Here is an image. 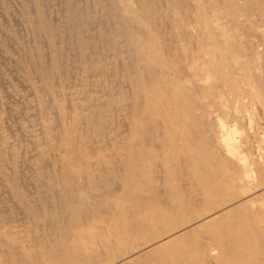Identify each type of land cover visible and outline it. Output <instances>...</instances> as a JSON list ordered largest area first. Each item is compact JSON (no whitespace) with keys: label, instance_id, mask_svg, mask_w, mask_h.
<instances>
[{"label":"bare ground","instance_id":"1","mask_svg":"<svg viewBox=\"0 0 264 264\" xmlns=\"http://www.w3.org/2000/svg\"><path fill=\"white\" fill-rule=\"evenodd\" d=\"M264 0H0V264H264Z\"/></svg>","mask_w":264,"mask_h":264},{"label":"rangeland","instance_id":"2","mask_svg":"<svg viewBox=\"0 0 264 264\" xmlns=\"http://www.w3.org/2000/svg\"><path fill=\"white\" fill-rule=\"evenodd\" d=\"M253 167L257 179H264V165L254 164Z\"/></svg>","mask_w":264,"mask_h":264}]
</instances>
